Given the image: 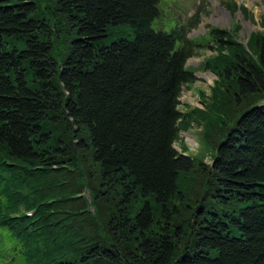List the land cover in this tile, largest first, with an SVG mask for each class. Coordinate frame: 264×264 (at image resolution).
<instances>
[{"label": "trees", "instance_id": "trees-1", "mask_svg": "<svg viewBox=\"0 0 264 264\" xmlns=\"http://www.w3.org/2000/svg\"><path fill=\"white\" fill-rule=\"evenodd\" d=\"M160 1L0 0V261L264 264V13L248 52L238 26L154 29ZM206 46L210 100L181 112ZM191 121L210 165L174 146Z\"/></svg>", "mask_w": 264, "mask_h": 264}, {"label": "rangeland", "instance_id": "rangeland-1", "mask_svg": "<svg viewBox=\"0 0 264 264\" xmlns=\"http://www.w3.org/2000/svg\"><path fill=\"white\" fill-rule=\"evenodd\" d=\"M242 7L245 8V12H242ZM158 8L159 16L153 23L154 29L169 31L178 24L187 29L190 27L187 31L188 39H194L205 45L207 37L205 34L210 28L227 31L238 26L233 39L248 51L247 43L251 33L262 29L261 16L264 13V0H161ZM216 52V49L209 46L196 48L195 54L188 59L187 65L193 70L195 78L182 87L178 105L181 112H187L193 108L204 109L207 106L217 77L209 68H205L203 63ZM217 115L222 116L221 113ZM191 122L188 127L180 130L174 146L191 158L210 165L212 151L202 137V124ZM69 149L71 154V146ZM58 170L61 171V169ZM58 176H62V171L58 172ZM60 184L63 190L72 187L69 183L60 182ZM85 194L87 200L88 198L90 200L87 190ZM33 214L34 210H30L24 215L31 217ZM3 235L9 238V234L3 233ZM5 257L9 258V255L6 254ZM0 264L5 263L0 261Z\"/></svg>", "mask_w": 264, "mask_h": 264}, {"label": "water", "instance_id": "water-1", "mask_svg": "<svg viewBox=\"0 0 264 264\" xmlns=\"http://www.w3.org/2000/svg\"><path fill=\"white\" fill-rule=\"evenodd\" d=\"M88 200H89V198H88Z\"/></svg>", "mask_w": 264, "mask_h": 264}]
</instances>
